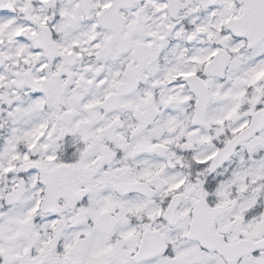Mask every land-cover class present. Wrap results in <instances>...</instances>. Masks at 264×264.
Wrapping results in <instances>:
<instances>
[{
    "label": "snow or ice",
    "instance_id": "obj_1",
    "mask_svg": "<svg viewBox=\"0 0 264 264\" xmlns=\"http://www.w3.org/2000/svg\"><path fill=\"white\" fill-rule=\"evenodd\" d=\"M0 264H264V0H0Z\"/></svg>",
    "mask_w": 264,
    "mask_h": 264
}]
</instances>
